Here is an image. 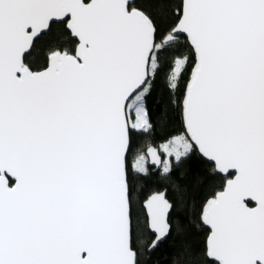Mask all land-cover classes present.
Here are the masks:
<instances>
[{"label":"snow or ice","instance_id":"1","mask_svg":"<svg viewBox=\"0 0 264 264\" xmlns=\"http://www.w3.org/2000/svg\"><path fill=\"white\" fill-rule=\"evenodd\" d=\"M162 261L264 264V0H0V264Z\"/></svg>","mask_w":264,"mask_h":264},{"label":"trees","instance_id":"2","mask_svg":"<svg viewBox=\"0 0 264 264\" xmlns=\"http://www.w3.org/2000/svg\"><path fill=\"white\" fill-rule=\"evenodd\" d=\"M152 111H153V119L155 120V118H156V113H157V111H158V106H153V108H152ZM166 253H165V258H166ZM162 264H163V261H162Z\"/></svg>","mask_w":264,"mask_h":264}]
</instances>
